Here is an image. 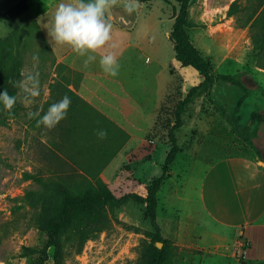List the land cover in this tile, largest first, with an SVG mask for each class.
Returning a JSON list of instances; mask_svg holds the SVG:
<instances>
[{
    "label": "rangeland",
    "instance_id": "rangeland-1",
    "mask_svg": "<svg viewBox=\"0 0 264 264\" xmlns=\"http://www.w3.org/2000/svg\"><path fill=\"white\" fill-rule=\"evenodd\" d=\"M19 1L0 0V11H8ZM234 1L190 0L188 33L212 62L214 74L236 75L247 87L248 97L242 101L245 90L225 81L197 97L182 115V127L174 132L180 151L158 192L155 218L148 203L131 200L108 206L98 219L100 234L90 239L81 253H77V224L67 227L60 239L59 257L48 234L34 224L32 204L39 198L29 193L41 189L24 173L62 182L82 174L100 151L106 155L116 151L101 173L111 193L117 198L131 193L146 195L147 186L163 173L171 148L169 131L176 124L174 110L202 78L175 58L170 33L179 3L138 2L137 10L129 15L121 0L107 14L111 38L86 72L98 77L95 83L103 84L104 100L117 114L123 113L122 106L127 111L129 104L139 110L135 125L140 129L120 126L126 124V118L118 124L111 117L114 110L102 103L93 107L128 138L100 125L90 129L89 147L81 140L77 145L61 140L54 129L37 128L36 119L28 118L29 111H47L50 85L58 77V55L48 43L43 25L66 0H30L28 11L0 22L2 38L37 21L38 29H27L17 82L24 78L22 73L30 72H38L40 82V96L33 105L20 102L18 88L12 94L18 100L11 117L0 105V264H152L157 248L165 250L164 264H255L245 253L249 244L210 219L196 194L200 176L220 158H264V69L253 57L250 29L238 26L236 16L230 14ZM107 52L118 59L116 77L106 75L99 66L100 56ZM33 56L39 57L38 62ZM72 71L73 87L79 91L83 74ZM156 116V123L147 130ZM86 124L81 121L77 128ZM99 130L107 132L106 138L95 135ZM131 133L136 137L130 139Z\"/></svg>",
    "mask_w": 264,
    "mask_h": 264
},
{
    "label": "trees",
    "instance_id": "trees-1",
    "mask_svg": "<svg viewBox=\"0 0 264 264\" xmlns=\"http://www.w3.org/2000/svg\"><path fill=\"white\" fill-rule=\"evenodd\" d=\"M29 1L20 0L15 7L8 11H0V22L13 19L28 11ZM152 1L155 0H138L139 3ZM175 1L180 5L170 33V40L174 44L175 58L183 67H192L197 70L202 81L190 89L187 96L178 102L174 110L176 124L169 131L171 148L162 167L163 173L161 176L154 178L147 186V194L141 196L137 193H131L117 198L111 193L109 185L101 173L116 151H112L108 155L104 150L103 153L100 151L98 155L90 159L89 165L84 168L82 174L68 176L62 182L54 180L55 177L36 175L29 171L24 173L27 179L34 180L41 189L29 193V195L39 198L32 204L35 209L33 221L37 228L48 234L52 245L56 248L57 257H59L60 239L67 227L72 223L77 224V253H81L87 242L100 234L101 229L98 226V219L108 206H121L131 200L148 203V211L155 218L158 192L164 182L169 166L176 160L180 151L174 132L182 127V115L186 108L200 95L209 93L214 84L219 81H225L243 88L245 94L242 101L248 97L247 87L236 75L214 74L212 62L192 42L188 33L190 27L188 21L190 0ZM230 14L236 16L238 26L250 29L253 57L257 65L264 69V0H235L230 6ZM33 26L38 29L37 21H33L23 28L13 31L8 36L0 38V93L7 89L10 95L13 94L15 88L8 81L17 82L23 62V42L28 35L27 29ZM57 71L58 77L50 85L51 94L45 106L48 109L52 103L60 101L64 96L71 99L67 118L54 128L61 140L75 142L76 144L81 140L86 147H89L88 140L91 141L89 131L91 128L99 129L100 125L107 130H111V132L117 130V133H120L125 139L128 138L127 133L120 129L115 122L85 101L77 93L76 88L71 87L74 83L71 77L73 71L67 65L59 63ZM84 120L87 121V124L77 128V124ZM46 160L44 159V161ZM158 239L161 242L164 241L161 237ZM165 257V250L157 248L152 264H164Z\"/></svg>",
    "mask_w": 264,
    "mask_h": 264
},
{
    "label": "crops",
    "instance_id": "crops-1",
    "mask_svg": "<svg viewBox=\"0 0 264 264\" xmlns=\"http://www.w3.org/2000/svg\"><path fill=\"white\" fill-rule=\"evenodd\" d=\"M54 52L58 55L57 64H65L71 70L83 74V83L77 93L85 101L92 106L102 103L110 106L112 112L114 110L111 117L118 124L126 118V124H119L120 126H126L128 130L140 129L135 125L139 123L137 120L139 110L129 104L126 106L127 111H124L125 108L122 106L123 113L117 114L115 107L104 100L103 84L100 83V86L95 83L98 77L93 72L92 74L86 72L88 69L84 67V57H78L67 47L55 48ZM164 104L165 102L161 104L160 109ZM157 116L147 130L156 123ZM134 134L131 133L130 139L136 137ZM196 189L200 204L208 213V217L228 228L233 237L238 236L241 242L249 244L245 253L250 261L264 264V158L252 156L220 158L205 169V173L199 178V189Z\"/></svg>",
    "mask_w": 264,
    "mask_h": 264
},
{
    "label": "clouds",
    "instance_id": "clouds-1",
    "mask_svg": "<svg viewBox=\"0 0 264 264\" xmlns=\"http://www.w3.org/2000/svg\"><path fill=\"white\" fill-rule=\"evenodd\" d=\"M120 2L121 0H66L60 3L43 25L53 51L58 46L67 47L78 57H85L84 67H88L96 60V53L102 50L111 38L112 24L107 14ZM138 7V0H123V9L129 15ZM38 60V56H33L34 62ZM99 66L106 75L116 77L119 74L118 59L111 52L100 56ZM22 75L24 76L22 80L8 82L20 90V102L25 106H31L40 96L39 73L30 72ZM17 100V95H10L7 89L0 93V105L8 112L9 117L13 115ZM70 106V97L64 96L60 101L52 103L43 114L42 110L29 111L28 118L36 119L37 128L43 127L51 131L67 118ZM97 136L104 139L107 132L99 130Z\"/></svg>",
    "mask_w": 264,
    "mask_h": 264
},
{
    "label": "water",
    "instance_id": "water-1",
    "mask_svg": "<svg viewBox=\"0 0 264 264\" xmlns=\"http://www.w3.org/2000/svg\"><path fill=\"white\" fill-rule=\"evenodd\" d=\"M159 247H162V244Z\"/></svg>",
    "mask_w": 264,
    "mask_h": 264
}]
</instances>
